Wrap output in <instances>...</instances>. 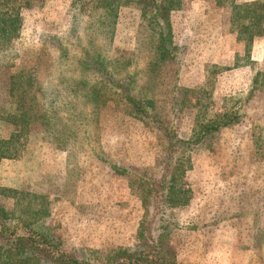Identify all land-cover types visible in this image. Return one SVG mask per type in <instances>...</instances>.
<instances>
[{
	"label": "rangeland",
	"instance_id": "obj_1",
	"mask_svg": "<svg viewBox=\"0 0 264 264\" xmlns=\"http://www.w3.org/2000/svg\"><path fill=\"white\" fill-rule=\"evenodd\" d=\"M253 1L183 0L171 13L179 64L168 71L139 6L122 8L111 41L90 31L69 38L67 12L75 0H60L53 16L54 1L29 14L15 45L17 63L36 58L45 30L68 42V58L47 46L50 57L58 56L41 75L57 98L55 127L48 133L32 124L22 158L0 161V187L17 190L14 197L0 195L14 222L47 226L67 252L92 264L136 245L146 216L140 183L158 176L164 137L109 96L98 103V123L95 113L89 119L93 109L72 92L82 80H97L77 67L87 46L113 67L118 56L130 58L124 73L139 95L160 77L158 105L176 83L190 89L170 117L187 140L182 183L189 203L170 205L158 217L178 263L264 264V35L248 41L232 21L235 4ZM224 113L234 123L203 138L201 127ZM11 130L0 121V140Z\"/></svg>",
	"mask_w": 264,
	"mask_h": 264
},
{
	"label": "trees",
	"instance_id": "obj_2",
	"mask_svg": "<svg viewBox=\"0 0 264 264\" xmlns=\"http://www.w3.org/2000/svg\"><path fill=\"white\" fill-rule=\"evenodd\" d=\"M51 1L54 3L50 4ZM223 1L226 0H218V3L222 4ZM59 2L0 0V121L12 126L9 137L0 140V161L22 157L30 141L32 124L42 125L48 133L56 125L57 98L53 94L52 84H43L41 75L50 71L58 58L53 55L54 52L50 57L47 46L58 51L60 58H68V42L59 34L45 30L39 36L41 47L36 58L21 65L17 63L19 53L15 45L21 42L29 14L40 12L50 4L53 16L58 12ZM182 4L183 0H75L67 12L65 32L69 38L78 40L84 31H90L111 41L122 8L139 6L148 32L156 40L155 49L160 52L163 70L168 71L172 65L179 64L171 13L181 9ZM234 9L232 21L242 25L240 31L248 33V41L257 35H264V0L235 4ZM245 21H249V24ZM82 53L76 58L77 67L97 80L94 84L82 80L72 88V92L77 94L86 108L93 109L89 119L95 113L94 118L98 123L100 99L113 97L119 107L130 110L158 134H163L165 143L158 176L143 178L140 183L146 216L138 228L136 245L119 255L108 257L106 264H179L172 244L165 240L168 230L158 225V217L170 205L189 203L188 190L182 183V173L186 172L187 140L180 138L170 126V117L178 106L185 103L190 89L176 83L173 88L163 91V103L158 105L160 77L144 86L145 92L139 95L129 82V76L124 73V68L127 69L132 63L130 58L118 56L114 62L118 59L122 61L113 67L87 46L83 47ZM162 72L160 69L158 76L161 75L163 80ZM233 123L228 114H219L201 127L203 138ZM64 145L58 144L57 147L63 148ZM15 192L17 190L14 188L0 187V195L14 197ZM19 225L14 222L11 211L0 201V264H92L67 252L47 226L25 225L22 228Z\"/></svg>",
	"mask_w": 264,
	"mask_h": 264
},
{
	"label": "crops",
	"instance_id": "obj_3",
	"mask_svg": "<svg viewBox=\"0 0 264 264\" xmlns=\"http://www.w3.org/2000/svg\"><path fill=\"white\" fill-rule=\"evenodd\" d=\"M256 37V36H255ZM22 158V157H21ZM9 160H19V159H9Z\"/></svg>",
	"mask_w": 264,
	"mask_h": 264
}]
</instances>
